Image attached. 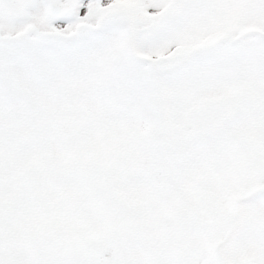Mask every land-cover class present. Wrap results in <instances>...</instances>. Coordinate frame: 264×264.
I'll list each match as a JSON object with an SVG mask.
<instances>
[{"label":"snow or ice","instance_id":"obj_1","mask_svg":"<svg viewBox=\"0 0 264 264\" xmlns=\"http://www.w3.org/2000/svg\"><path fill=\"white\" fill-rule=\"evenodd\" d=\"M0 264H264V0H0Z\"/></svg>","mask_w":264,"mask_h":264}]
</instances>
